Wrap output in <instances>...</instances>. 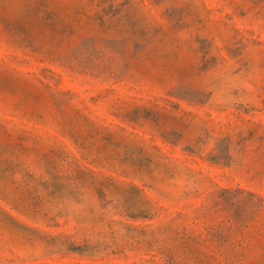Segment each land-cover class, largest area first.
Listing matches in <instances>:
<instances>
[{"label": "rangeland", "instance_id": "374dc122", "mask_svg": "<svg viewBox=\"0 0 264 264\" xmlns=\"http://www.w3.org/2000/svg\"><path fill=\"white\" fill-rule=\"evenodd\" d=\"M0 264H264V0H0Z\"/></svg>", "mask_w": 264, "mask_h": 264}]
</instances>
